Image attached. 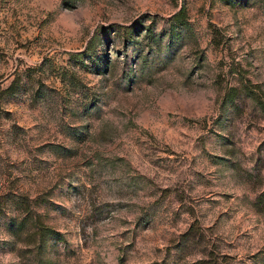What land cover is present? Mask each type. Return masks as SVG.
<instances>
[{"label": "rangeland", "instance_id": "1", "mask_svg": "<svg viewBox=\"0 0 264 264\" xmlns=\"http://www.w3.org/2000/svg\"><path fill=\"white\" fill-rule=\"evenodd\" d=\"M0 264H264V0H0Z\"/></svg>", "mask_w": 264, "mask_h": 264}, {"label": "trees", "instance_id": "2", "mask_svg": "<svg viewBox=\"0 0 264 264\" xmlns=\"http://www.w3.org/2000/svg\"><path fill=\"white\" fill-rule=\"evenodd\" d=\"M127 29L129 28V27H126Z\"/></svg>", "mask_w": 264, "mask_h": 264}]
</instances>
